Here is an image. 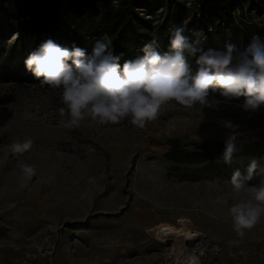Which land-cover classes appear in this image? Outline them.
<instances>
[{
    "label": "rangeland",
    "instance_id": "rangeland-1",
    "mask_svg": "<svg viewBox=\"0 0 264 264\" xmlns=\"http://www.w3.org/2000/svg\"><path fill=\"white\" fill-rule=\"evenodd\" d=\"M13 1L0 0V7ZM18 1L33 2L36 18L29 27L36 33L23 35L21 15H0V264H179L188 253L198 255L200 264H264V218L241 238L227 214L231 201L223 203L232 171L244 172L248 160L264 156L237 155L243 162L232 165L167 156L172 149L223 145L230 132L224 120L238 125L240 145L264 140V106L245 111L239 106L244 97L225 102L216 92L210 95L218 107L169 102L143 129L128 120L68 129L59 122V92L23 63L48 38L90 51L105 37L92 16L109 3L133 5L127 14L133 34L108 37L116 52L118 39L130 51L153 37H161L166 51L171 29L181 25L191 39L200 35L205 48L227 42L243 48L254 34L264 40V0H225L218 9L203 0ZM89 1V11L75 19L71 11ZM188 59L195 69V58ZM25 138L33 140L32 149L12 154V142ZM21 163L37 168L25 188L19 187ZM261 180L264 174H257L249 183ZM180 218L191 221L193 234L182 252L159 234Z\"/></svg>",
    "mask_w": 264,
    "mask_h": 264
},
{
    "label": "clouds",
    "instance_id": "clouds-1",
    "mask_svg": "<svg viewBox=\"0 0 264 264\" xmlns=\"http://www.w3.org/2000/svg\"><path fill=\"white\" fill-rule=\"evenodd\" d=\"M185 33V26H176L170 31L166 51L153 37L141 45L139 56L123 60V53L116 52L106 36L95 40L90 51L48 38L30 51L23 63L35 79L59 92L63 105L59 122L68 129L125 120L143 129L169 102L187 109L218 107L220 101L210 95L216 92L225 102L244 97L239 106L245 111L255 112L264 106V40L254 34L243 48L232 42L223 48H205L200 35L191 39ZM188 57L195 58V69ZM223 126L230 130L223 141V163H242L234 159L242 152L240 134L235 131L238 125L224 120ZM32 146L31 138L16 139L10 151L22 155ZM20 169L19 187L25 188L37 168L21 163ZM257 174H264V161L259 158L248 160L244 172L235 168L229 177L231 191L223 200L231 201L227 214L241 238L264 218V180L249 183ZM182 264H200V259L189 254Z\"/></svg>",
    "mask_w": 264,
    "mask_h": 264
},
{
    "label": "trees",
    "instance_id": "trees-1",
    "mask_svg": "<svg viewBox=\"0 0 264 264\" xmlns=\"http://www.w3.org/2000/svg\"><path fill=\"white\" fill-rule=\"evenodd\" d=\"M81 1V0H76ZM127 1V0H126ZM213 2L211 5L218 9L217 4L223 3L225 0H203L202 2L209 5V2ZM225 2H228L226 0ZM89 2L82 3L83 8L77 11H71V15H75V19L87 11H89ZM131 3V2H130ZM231 6L235 3L229 2ZM132 3L128 6L123 7V5H116V4H108L106 8L100 10L98 15L92 16V20L95 23L96 28H101L102 33L106 37L115 38L117 33H121L122 31H127L133 34L134 29L130 22V19L127 17L128 12L132 11ZM34 5L33 2L27 1L25 5H22L21 2L18 0H14L12 3L7 2L6 5H3V8L0 7V15L6 16V18L18 17L21 15L22 17V26L21 31L23 35L28 33H36L35 30L30 29V25L33 20L36 18V14L34 13ZM77 14V15H76ZM177 21V20H176ZM49 34V32H47ZM158 40L161 37H157ZM117 52L123 53V59H130V55H140V50H130L126 51L125 47L121 46V40H117ZM80 46V45H77ZM136 48H141V46H137ZM168 47H164L167 49ZM223 149L222 144H217L216 142L206 143L202 150H196L191 152H186L181 149H172L167 153V156L170 160L175 162H184V163H194V162H201L205 160H212V159H222L221 151ZM237 155H251V156H264V140H253L248 141L242 144V152L238 153ZM236 155V156H237Z\"/></svg>",
    "mask_w": 264,
    "mask_h": 264
},
{
    "label": "bare ground",
    "instance_id": "bare-ground-1",
    "mask_svg": "<svg viewBox=\"0 0 264 264\" xmlns=\"http://www.w3.org/2000/svg\"><path fill=\"white\" fill-rule=\"evenodd\" d=\"M190 226L191 221L189 219L183 218L178 219L175 225L162 226L159 231L161 241L165 242L166 244H169L172 247V250L182 252L184 250L185 239L193 235L191 233V230L189 229ZM189 254L196 255L195 253H188L187 255ZM186 256L180 258L179 264H182V261L186 258Z\"/></svg>",
    "mask_w": 264,
    "mask_h": 264
}]
</instances>
